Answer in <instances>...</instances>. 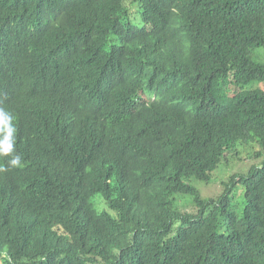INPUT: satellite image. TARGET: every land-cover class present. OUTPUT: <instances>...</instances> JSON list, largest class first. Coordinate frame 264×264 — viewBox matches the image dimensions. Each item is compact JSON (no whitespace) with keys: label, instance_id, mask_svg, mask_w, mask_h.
<instances>
[{"label":"trees","instance_id":"trees-1","mask_svg":"<svg viewBox=\"0 0 264 264\" xmlns=\"http://www.w3.org/2000/svg\"><path fill=\"white\" fill-rule=\"evenodd\" d=\"M258 48L264 0H0V264H264V160L193 185L264 151Z\"/></svg>","mask_w":264,"mask_h":264},{"label":"rangeland","instance_id":"rangeland-1","mask_svg":"<svg viewBox=\"0 0 264 264\" xmlns=\"http://www.w3.org/2000/svg\"><path fill=\"white\" fill-rule=\"evenodd\" d=\"M254 62L261 63L264 65V50L254 49L251 55ZM256 88H264V84L255 85ZM238 154H230L228 159L229 164L224 165L216 174L214 181L209 184H201L193 182V185L201 192L204 200L215 199L220 197L226 192L225 184L230 183L231 179L235 174L248 173L253 166L261 165L264 157H257V154L263 153L264 151L259 145L244 146L241 145L237 149ZM243 192L240 201L242 204ZM192 200L190 198H178V208L181 211L186 210L187 212L192 211ZM236 204V203H235ZM185 212V211H184Z\"/></svg>","mask_w":264,"mask_h":264},{"label":"clouds","instance_id":"clouds-1","mask_svg":"<svg viewBox=\"0 0 264 264\" xmlns=\"http://www.w3.org/2000/svg\"><path fill=\"white\" fill-rule=\"evenodd\" d=\"M14 115L0 108V158L7 157V167L0 166V172L23 167L22 156L16 151Z\"/></svg>","mask_w":264,"mask_h":264}]
</instances>
